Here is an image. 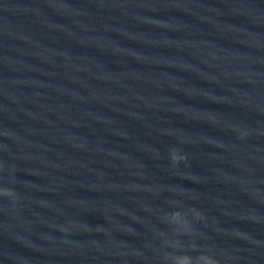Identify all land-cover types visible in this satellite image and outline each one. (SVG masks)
<instances>
[{
  "label": "water",
  "instance_id": "water-1",
  "mask_svg": "<svg viewBox=\"0 0 264 264\" xmlns=\"http://www.w3.org/2000/svg\"><path fill=\"white\" fill-rule=\"evenodd\" d=\"M0 264H264V0H0Z\"/></svg>",
  "mask_w": 264,
  "mask_h": 264
}]
</instances>
